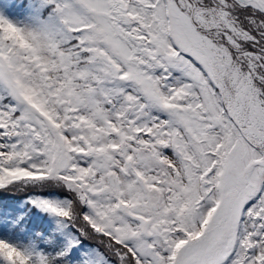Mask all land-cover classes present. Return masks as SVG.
Listing matches in <instances>:
<instances>
[{
  "label": "snow or ice",
  "instance_id": "obj_1",
  "mask_svg": "<svg viewBox=\"0 0 264 264\" xmlns=\"http://www.w3.org/2000/svg\"><path fill=\"white\" fill-rule=\"evenodd\" d=\"M0 264H264V0H0Z\"/></svg>",
  "mask_w": 264,
  "mask_h": 264
},
{
  "label": "trees",
  "instance_id": "obj_2",
  "mask_svg": "<svg viewBox=\"0 0 264 264\" xmlns=\"http://www.w3.org/2000/svg\"><path fill=\"white\" fill-rule=\"evenodd\" d=\"M6 198L11 199L10 197H6Z\"/></svg>",
  "mask_w": 264,
  "mask_h": 264
}]
</instances>
